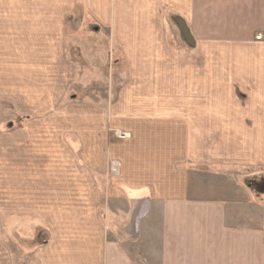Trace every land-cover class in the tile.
Wrapping results in <instances>:
<instances>
[{
  "label": "crops",
  "instance_id": "crops-1",
  "mask_svg": "<svg viewBox=\"0 0 264 264\" xmlns=\"http://www.w3.org/2000/svg\"><path fill=\"white\" fill-rule=\"evenodd\" d=\"M75 1L0 0V98L40 117L0 131V264H264V218L244 211L264 180L241 204L192 171L264 166V56L245 67L264 0H78L128 72L113 99L58 110Z\"/></svg>",
  "mask_w": 264,
  "mask_h": 264
},
{
  "label": "rangeland",
  "instance_id": "rangeland-1",
  "mask_svg": "<svg viewBox=\"0 0 264 264\" xmlns=\"http://www.w3.org/2000/svg\"><path fill=\"white\" fill-rule=\"evenodd\" d=\"M65 21L66 47L65 51H63L62 58H65L67 66L66 90L63 95L59 97L54 108H59L58 110H60L65 106L67 107L69 104L76 103L77 101H85L89 97L93 100H105L108 98L113 99L112 89L115 91L116 88V86L113 87V85L115 83L116 85H121V87L125 85L126 72H128L126 57L119 49L110 44L111 42L109 40L108 31L101 28L102 24L92 19L85 12L78 0L75 1V11L73 14L67 16ZM95 24L100 27L99 31L96 33L93 32ZM171 46L176 47L174 41H171ZM222 54L223 53H219V58L220 56H224ZM249 56L254 58L253 61H251L254 62V64L251 63L249 65H245V67L249 66L258 68L257 64H255L257 63V57L264 56V51L252 49ZM221 60H223V58H221ZM88 62L95 64L89 66ZM250 83L254 84L252 81ZM240 84V81H234V86ZM87 86H90L93 88V90L101 91L102 95H96L95 97L87 96ZM249 93L251 96L249 97V100L255 102L256 97H252L251 95L252 89L249 90ZM14 100L15 99L10 97L8 102L1 100L0 98V131H8L7 124L9 121H12L14 125V127L10 129V131H12L18 128L20 122V124L25 125V123L29 122L30 120L40 118L38 115L32 116L31 114L18 116L16 109L13 106L14 103H12ZM235 101L237 103L242 102V100L236 96ZM246 101L247 100L245 99V102ZM118 132H127L129 133V136L126 138H120L116 134ZM109 133L111 135V139L115 141H124L129 139L131 136L129 131L119 128H112L109 130ZM63 134L65 137L74 136L72 131L66 132L63 130ZM112 166L113 164L111 162L108 169L109 177L116 173V168L114 169ZM117 166H119V164H117ZM192 171L194 173L197 172L201 178L206 177L208 182H210L211 185H215L216 187H219V185L220 187H222V185L224 186L226 179L231 180V182H233L232 184L234 185V191L240 198L239 201L246 200L245 198L241 199V193L239 192V190L242 188L241 186L250 182L252 185L257 186L252 187H255L257 190L261 191L262 188L261 186H258L255 179L264 180V166L260 164L254 166L238 165L233 166V168L219 165L214 167H194L192 168ZM217 182L219 183L217 184ZM240 203L245 204L242 201ZM250 209H244L245 213L250 217L253 216L257 218H264V209ZM99 211L102 213V209Z\"/></svg>",
  "mask_w": 264,
  "mask_h": 264
},
{
  "label": "built area",
  "instance_id": "built-area-1",
  "mask_svg": "<svg viewBox=\"0 0 264 264\" xmlns=\"http://www.w3.org/2000/svg\"><path fill=\"white\" fill-rule=\"evenodd\" d=\"M255 38H256V39H260V38H262V34L258 33V34L255 36ZM116 134H117V136L120 137V138H126V137L129 136V133H127V132H118V133H116Z\"/></svg>",
  "mask_w": 264,
  "mask_h": 264
}]
</instances>
